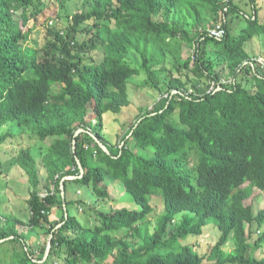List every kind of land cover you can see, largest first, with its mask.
<instances>
[{
    "label": "trees",
    "instance_id": "trees-1",
    "mask_svg": "<svg viewBox=\"0 0 264 264\" xmlns=\"http://www.w3.org/2000/svg\"><path fill=\"white\" fill-rule=\"evenodd\" d=\"M50 1L0 0V145L17 137L3 127L31 131L47 146L42 162L53 186L42 198L32 149H18L14 164L32 187L30 226L45 240L39 251L1 219L0 264H264L256 257L264 209L247 203L255 189L264 191V71L246 49L264 40V0H251L252 14L232 0H78L82 10L66 27H48L46 46L30 47L26 28ZM219 25L221 39L210 34ZM183 45L192 57L183 58ZM95 52L103 53L99 63ZM131 52L140 68L127 62ZM183 70L194 77L174 76ZM142 73L167 97L114 144L104 135L106 116L132 104L129 85ZM249 74L251 83L239 80ZM111 183L115 191L124 186L134 208L98 210L93 226L69 212L80 203L72 185L107 201ZM210 226L220 238L201 255L188 240ZM231 240L234 249L225 251Z\"/></svg>",
    "mask_w": 264,
    "mask_h": 264
},
{
    "label": "rangeland",
    "instance_id": "rangeland-1",
    "mask_svg": "<svg viewBox=\"0 0 264 264\" xmlns=\"http://www.w3.org/2000/svg\"><path fill=\"white\" fill-rule=\"evenodd\" d=\"M232 2L238 5L245 13L252 14L253 5L251 0H232ZM82 7L83 3L78 0L66 1L63 4L57 2L56 0L48 2V7L45 12L36 20H30L28 27L26 28V30H32L28 46L36 49L44 48L47 41V28L57 25L58 28L63 29L68 24V17L80 12ZM261 17L264 19V9ZM235 32L236 30L233 28L232 33ZM81 38L83 39V37ZM256 39L248 43L246 47L248 53L252 56L251 62H255L259 58L264 59V40L258 38ZM182 53L184 59L189 58L192 55L191 46L183 45ZM91 56H93L96 63L101 62L103 59V53L101 52L92 53ZM215 57L216 55L214 58ZM127 62L135 68L141 67V57L135 52L128 54ZM167 67L172 69L170 64H168ZM216 72L220 74L224 83H230L233 79L225 67L223 68L221 66H217ZM186 75H189L192 78L194 77L192 73L187 70H183L182 74H177L176 71L174 72V76L181 77L184 80H186ZM247 79L251 83L252 79L250 74L248 77H239V80L243 82ZM129 94L132 104L128 108H125L123 112L117 116L111 113L106 116V130L104 131V135L106 139L114 144L121 143V138L125 135L129 127H131V125L136 121L142 111L152 110L161 98L166 97V94L163 95L162 92L152 89L150 85L146 83V75L144 73L133 78L129 85ZM1 131L4 134H7L10 131L14 133L15 136L17 135V137L13 136L8 139L6 143L0 145V159L2 162V165L0 166V226H2L3 220H11L9 227H15L19 233L25 235L23 229L25 228V231L31 229L29 222L31 218V211L28 201L32 187L25 171L18 165L14 164V157L17 155L16 151H18V149L21 150L26 147H30L32 149V154L37 161L40 172V193L42 195L49 194V191L53 189V186L48 183V172L42 162L43 154L45 153L42 146L43 148H46L47 146L42 142L40 143L37 137H29L28 135L31 131L20 127H3ZM114 187L115 184H109V197L107 201H104L93 193L91 187L81 188L78 185H72V198L80 203L69 205V212L75 215L85 225L91 224V226H93L96 224L95 213L98 210H113L123 207L126 205V202H128L127 204L129 205L133 204L134 208L135 205L129 194H127L124 186H122V189H116V191ZM152 203L153 206L157 208L158 213L163 212V201L161 199L154 200L153 198ZM247 203L253 204L256 212L264 209V191L262 192L255 189L253 191V197L249 199ZM61 213L62 212L58 209L52 214V217L59 220ZM18 220L25 221L23 222V225L25 226L24 228L20 225H16ZM152 221V225H154L156 220ZM35 231H33L34 234L32 235L34 242H42L44 239L43 234ZM123 235H125V232L119 233V236ZM219 238V229L217 227L210 226L205 230L201 237L191 238L188 241L196 246V250L199 251L201 255H205L209 252L211 247L218 242ZM255 238H257V236H255ZM234 247V242L231 240L224 249L229 252L232 251ZM256 257H264V247L262 252H257Z\"/></svg>",
    "mask_w": 264,
    "mask_h": 264
},
{
    "label": "built area",
    "instance_id": "built-area-1",
    "mask_svg": "<svg viewBox=\"0 0 264 264\" xmlns=\"http://www.w3.org/2000/svg\"><path fill=\"white\" fill-rule=\"evenodd\" d=\"M210 34L212 37H215L217 39H221L224 34H225V31L222 29L221 25H219L216 29H213V30H210ZM253 66H259V72L262 73L264 71V59L263 58H259L257 59L255 65L253 64ZM167 97V95H166ZM48 194H45V195H42L41 194V197L42 198H45Z\"/></svg>",
    "mask_w": 264,
    "mask_h": 264
},
{
    "label": "crops",
    "instance_id": "crops-1",
    "mask_svg": "<svg viewBox=\"0 0 264 264\" xmlns=\"http://www.w3.org/2000/svg\"><path fill=\"white\" fill-rule=\"evenodd\" d=\"M31 190H32V189H31ZM31 190H30V191H31ZM30 193H31V192H30ZM51 219L54 220V221L57 220L56 218H54V217H52V216H51ZM19 221H21V220H19ZM21 222L23 223V222H25V221H21ZM19 225H20L21 227H23V228L25 227V226L22 225V224H19ZM24 229H25V228H24ZM24 229H23V232L25 233V236H26L27 239H28V243L31 244L32 247L35 245V248H38V250H39V246H41V244H43L45 238L43 239L42 242L40 241V242H36V243H35V242H34V238L32 237V235L34 234L33 231H35V230L31 228V229L25 231ZM23 232H22V233H23ZM35 232H36V231H35ZM38 232H40L41 234L43 233V232H41L40 230H38ZM23 235H24V234H23Z\"/></svg>",
    "mask_w": 264,
    "mask_h": 264
},
{
    "label": "water",
    "instance_id": "water-1",
    "mask_svg": "<svg viewBox=\"0 0 264 264\" xmlns=\"http://www.w3.org/2000/svg\"><path fill=\"white\" fill-rule=\"evenodd\" d=\"M263 75H264V73H263ZM81 132H85V130L84 129H81V130H79L78 132H77V135H79ZM95 137V136H94ZM96 138V137H95ZM74 144H75V142H74ZM103 147V149L107 152V153H109V150H108V148L105 146V145H103L102 146ZM74 151H75V148H74ZM77 161L79 162V160L77 159ZM79 164H80V162H79ZM81 167V166H80ZM81 170H82V167H81ZM5 240H1L0 241V243H2V242H4ZM49 248H50V243H49V247H48V250H49ZM48 254V253H47Z\"/></svg>",
    "mask_w": 264,
    "mask_h": 264
},
{
    "label": "clouds",
    "instance_id": "clouds-1",
    "mask_svg": "<svg viewBox=\"0 0 264 264\" xmlns=\"http://www.w3.org/2000/svg\"><path fill=\"white\" fill-rule=\"evenodd\" d=\"M62 188H63V186H62ZM41 195V194H40Z\"/></svg>",
    "mask_w": 264,
    "mask_h": 264
}]
</instances>
